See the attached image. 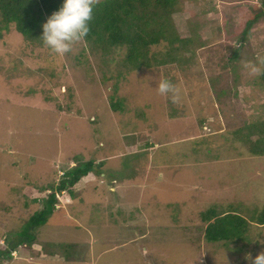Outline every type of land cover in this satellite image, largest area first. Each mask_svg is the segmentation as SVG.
<instances>
[{"label": "rangeland", "instance_id": "374dc122", "mask_svg": "<svg viewBox=\"0 0 264 264\" xmlns=\"http://www.w3.org/2000/svg\"><path fill=\"white\" fill-rule=\"evenodd\" d=\"M177 1V34L203 45L151 67L128 70L123 49L84 39L60 55L1 31L0 264H250L244 254L264 250V225L208 242L200 216L249 219L264 203V156L239 139L264 120V16L239 41L261 1ZM161 79L175 91L159 93ZM86 160L93 171L58 193L37 243L11 250L48 188Z\"/></svg>", "mask_w": 264, "mask_h": 264}, {"label": "trees", "instance_id": "16d2710c", "mask_svg": "<svg viewBox=\"0 0 264 264\" xmlns=\"http://www.w3.org/2000/svg\"><path fill=\"white\" fill-rule=\"evenodd\" d=\"M260 1L261 9L251 12V17L245 20L239 35L240 44L246 40L253 24L264 16V0ZM177 3V0H95L89 31L83 39L104 54L123 49V63L128 70L175 60L178 58L177 54L192 53L191 48L203 45L197 37L195 39L190 35L182 37L177 34L173 24ZM59 4L60 0H0V38L1 31H7L9 25L13 24L26 41L33 45L43 44L40 24ZM159 45H162L160 50L153 49ZM237 52L234 50L233 56ZM261 78L264 84V71ZM121 103L122 100L111 101V109L121 112ZM252 135L255 137L252 138ZM239 139L247 145L250 154L264 156V120L246 125V132ZM93 164L92 160L80 161L62 173V178L48 188L49 191L42 199V207L29 215L21 229L16 231L18 239L13 241L7 238L11 250H15L21 243H37L35 229L45 224L55 211L58 193L64 190L71 193V186L93 171ZM200 216L206 223V241L225 243L240 240L244 238L249 224L264 225V203L251 210L249 219L235 209L225 208L221 211L213 206L200 211Z\"/></svg>", "mask_w": 264, "mask_h": 264}, {"label": "clouds", "instance_id": "9594fccd", "mask_svg": "<svg viewBox=\"0 0 264 264\" xmlns=\"http://www.w3.org/2000/svg\"><path fill=\"white\" fill-rule=\"evenodd\" d=\"M94 3L95 0H60L58 8L40 24L43 43L56 54L67 52L72 43L82 40L88 33ZM251 70L259 71L255 66ZM155 87L164 95L175 91L167 79L159 80ZM244 255L250 264H264V250L254 256Z\"/></svg>", "mask_w": 264, "mask_h": 264}, {"label": "crops", "instance_id": "0c3cea01", "mask_svg": "<svg viewBox=\"0 0 264 264\" xmlns=\"http://www.w3.org/2000/svg\"><path fill=\"white\" fill-rule=\"evenodd\" d=\"M162 253H163V254H162ZM164 254H165V252L160 251V255H164ZM146 255H148L147 252H146ZM176 263L179 264L178 262H174V263H172V264H176ZM148 264H153V263H152V262H149Z\"/></svg>", "mask_w": 264, "mask_h": 264}]
</instances>
